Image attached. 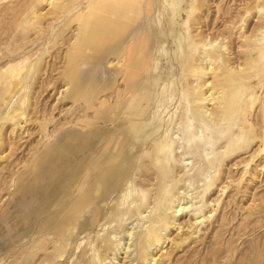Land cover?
<instances>
[{"label": "rangeland", "instance_id": "1", "mask_svg": "<svg viewBox=\"0 0 264 264\" xmlns=\"http://www.w3.org/2000/svg\"><path fill=\"white\" fill-rule=\"evenodd\" d=\"M97 255L264 264V0H0V264Z\"/></svg>", "mask_w": 264, "mask_h": 264}, {"label": "bare ground", "instance_id": "2", "mask_svg": "<svg viewBox=\"0 0 264 264\" xmlns=\"http://www.w3.org/2000/svg\"><path fill=\"white\" fill-rule=\"evenodd\" d=\"M96 140H98L96 135H92L89 138V142H94ZM187 165H189V164H187ZM38 173H39V164H37L36 166L33 167L32 171H31V176L28 178V180L26 181L24 186H25L26 191H28V190L33 191L34 194L36 195V197L38 199L37 205H36V210L40 214V217H42L54 207V205L56 203V200L59 198V196H61V193H59V192L54 193L53 192L54 191V186H55L54 182H51L48 179V176L46 175V173H44V174H38ZM72 173L73 172L71 171L70 174L72 175ZM66 184H67V181L65 180V181L60 183V186L63 188ZM106 185H108V184H106ZM185 210H186V208L181 205L179 207V210L175 211V213H181V212H184ZM126 211L130 212V209H127ZM112 214H113L112 215L113 219L119 218L122 215V211L120 209L116 208L114 211H112ZM94 222L95 221H91V222L89 221L88 223L87 222L84 223V225L82 224L81 225L82 227L80 229L76 228L77 230H76V232H74V234L77 235V234H79L82 231H83V233L89 231L90 228L94 227V225H95ZM44 224L45 223L40 225V227L37 230V234H43V232L45 230L44 229V227H45ZM155 241L157 242V239ZM106 247L108 249H111V246L109 247L108 245H106ZM82 250L80 251V253L82 252ZM145 253L146 252L139 253V257H141L140 259L146 258V254ZM98 256H99L98 261H101V256L97 255L96 257H98ZM100 264H103V262L101 261Z\"/></svg>", "mask_w": 264, "mask_h": 264}, {"label": "crops", "instance_id": "3", "mask_svg": "<svg viewBox=\"0 0 264 264\" xmlns=\"http://www.w3.org/2000/svg\"><path fill=\"white\" fill-rule=\"evenodd\" d=\"M10 238V237H9ZM10 240H11V238H10ZM11 244H12V240H11Z\"/></svg>", "mask_w": 264, "mask_h": 264}]
</instances>
